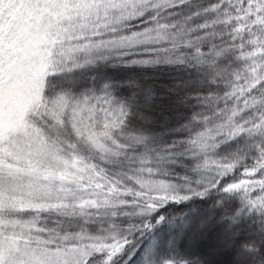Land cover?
<instances>
[{
  "label": "snow or ice",
  "instance_id": "obj_1",
  "mask_svg": "<svg viewBox=\"0 0 264 264\" xmlns=\"http://www.w3.org/2000/svg\"><path fill=\"white\" fill-rule=\"evenodd\" d=\"M0 264H264V0H0Z\"/></svg>",
  "mask_w": 264,
  "mask_h": 264
}]
</instances>
